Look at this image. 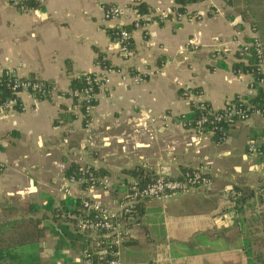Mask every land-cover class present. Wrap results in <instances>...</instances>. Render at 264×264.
I'll return each instance as SVG.
<instances>
[{"label": "crops", "instance_id": "1", "mask_svg": "<svg viewBox=\"0 0 264 264\" xmlns=\"http://www.w3.org/2000/svg\"><path fill=\"white\" fill-rule=\"evenodd\" d=\"M13 1L0 0V71L12 69L20 78L44 82L51 92L41 98L21 93L19 108L0 106V250L32 247L36 264H76L71 238L54 227L44 207L64 199L56 190L78 159L109 179L107 192L87 196L111 210L123 203V186L133 180L130 171L178 178L182 167L208 164V188L138 204L123 223L120 259L123 264H246L244 248L263 247L251 225L264 226V167L247 147L264 145V115L236 122L222 143L209 131L179 122L196 98L218 112L237 98L255 97L251 77L235 68L232 41L256 36L264 53V0H202L186 6L180 19L176 0H107L106 6L122 11L116 21L104 20L98 0H31L35 7ZM138 17L145 18L144 27L133 30ZM116 26L132 32L128 61L109 36ZM100 57L142 81L112 76L93 109L88 138L79 104L68 93L74 80L102 71ZM144 114L156 123L142 119ZM164 115L171 118L167 125L161 123ZM79 195L74 190V198ZM137 229L146 232L149 256L123 260L125 247L138 244Z\"/></svg>", "mask_w": 264, "mask_h": 264}, {"label": "built area", "instance_id": "2", "mask_svg": "<svg viewBox=\"0 0 264 264\" xmlns=\"http://www.w3.org/2000/svg\"><path fill=\"white\" fill-rule=\"evenodd\" d=\"M14 0V5L17 4ZM103 9V18L106 21H116L122 15V11L118 7L106 6L107 0H98ZM176 18H182V14L176 13ZM145 18L138 17L131 22L133 30L144 27ZM113 36L110 37L112 42L117 45L120 58L123 61H128L132 56V32L122 26L113 28ZM237 45L235 51V58L239 62H247V59L253 57L255 59V71L261 75L260 78H253L250 72L246 73L251 77L250 89L254 92L252 87L255 79L259 86H264V53L261 42L258 37L254 36L249 42L238 41L234 38L232 41ZM106 63V59H102ZM130 73V75H129ZM118 75L122 81L131 77L134 84L142 81V77L134 72H128L122 67H113L106 63L102 67V71L98 74H85L83 76L84 85L80 89L70 90L69 98L79 104L83 117V129L86 134H91V121L92 112L96 103L102 94H106L108 87L112 83V76ZM0 78L7 80V87L12 93L17 96L21 93L31 94L34 97H45L51 92V88L45 83L33 80L20 78L17 73L12 69L0 71ZM184 97H188L184 94ZM191 99V97H190ZM240 105L246 103L245 99L237 98ZM19 105L17 100L11 99L7 101L1 108L3 110L9 109L11 106ZM192 105L200 110L206 109L204 113L201 112L199 119L192 125L186 122L184 117L181 118L179 124L186 129L193 131H201L204 124L208 122L207 115L213 116L211 123L226 124L231 127L238 121L248 120L253 115H260L259 112L247 114V109L241 106L229 104L223 109V114L219 115L213 112L207 105L192 100ZM142 119L147 120L150 124H155L156 119L143 115ZM162 124L167 125L171 120L169 116H162ZM211 134H217L218 142L222 143L227 138L226 130L222 127H214V130H209ZM247 152L250 155H260L264 161V147L262 152L253 142H250L247 147ZM77 165L79 166L78 176H71L66 179V184L57 188V193L66 197L74 198V190H79L80 194L77 199L80 200L83 215H67V218L75 222L74 228L77 234H81L90 240L93 251L88 249L80 252L76 264H123L120 259V247L124 240L125 229L123 223L132 217L135 207L144 200L164 201L169 196L176 193H184L190 189L208 188L210 186L209 180V166L205 164L197 169L186 172L184 178H170L164 175L156 176L152 183L143 186L135 182H131L123 193V203L117 210H111L95 198L87 196L91 192H107L110 189V181L108 178L97 177L94 174V169L78 159ZM264 182V179H263Z\"/></svg>", "mask_w": 264, "mask_h": 264}, {"label": "trees", "instance_id": "3", "mask_svg": "<svg viewBox=\"0 0 264 264\" xmlns=\"http://www.w3.org/2000/svg\"><path fill=\"white\" fill-rule=\"evenodd\" d=\"M24 2H29L32 3L33 6H37V4H35V2L31 1V0H23ZM22 1V2H23ZM202 0H176V4L179 6L177 9H175L176 13H183L184 9L186 6L190 5V4H195L198 3ZM143 6V5H140ZM114 33L113 28L109 31V36L112 37ZM99 61L101 62V66H105L106 63L101 61V57L99 58ZM239 62V61H238ZM256 63H255V59L253 57H250L247 59V62H239L236 65V70L237 72H241L243 74H246L248 72L251 73V75L253 76V78H260L261 75L258 74L255 71L256 68ZM44 83V82H43ZM46 84V83H45ZM47 85V84H46ZM84 85V80H83V76L77 80H74L72 82V86H71V90L74 89H80L82 88ZM255 91H256V95L255 97L252 98H247L246 99V103L244 105H240L237 101H234L233 103H231V105H235V106H241V108L243 109H247V114H251L253 112H259L260 115H264V86H259L257 84V81L255 79V82L253 83L252 86ZM11 99H15L18 102V98L17 96H15L12 91L9 90V88L7 87V80L5 78H0V106H3L7 101L11 100ZM19 104V102H18ZM16 108H19V106L17 105ZM209 108V107H208ZM207 109V107H206ZM206 109L204 110H200L198 108L193 107L191 109V112L188 116L184 117V120L186 122H190V124L192 125L194 122H196L200 115L201 112L204 113L206 111ZM217 114L221 115L223 114V110L218 111ZM208 118V122L206 124H204L203 130L205 131H209V130H214V127H222L224 130H227L229 128V126H226V124H217V123H211V121L213 120V116L211 115H207ZM214 139L216 141H218L217 139V134L213 133ZM263 146H261L259 148L260 152H262L263 150ZM261 159V162L263 164L264 167V161L262 159V157L260 155H258ZM181 175L180 177H178L179 180H182L184 178V174L186 172H191V170L189 168H181ZM78 172H79V166L77 164L72 165L67 171H66V177L69 178L71 176H78ZM130 177H132V181L137 183L140 186H143L145 184H149L152 183L156 176L152 173H143L142 171L139 170H133L128 172ZM94 174L97 177H100L94 170ZM263 179H264V173H263ZM262 179V181H263ZM264 183V182H263ZM129 184H126L125 186H123V188H127L129 187ZM138 206V205H137ZM137 206L134 209V213L132 214V217L135 215V212L137 210ZM44 211L50 213L52 217H50L52 220H54L56 222V225L54 226L56 229H58L61 234L63 233L65 235V237L67 238H71V244L73 247V250L76 254L80 255V252H82V250L84 249H88L90 251H93V248L91 247V242L88 238H86L85 236L81 235V234H77L75 232V222L73 220H70L69 218H67V215L71 214V215H83L82 212V207L80 204V200L77 198H73V197H66L63 200H61L58 204V206H56L54 204V201H49L46 206L44 207ZM131 217V218H132ZM264 224V222H263ZM259 229H263L260 233L258 232ZM254 233H252L253 235H255V240H259L262 241L263 243V247L262 248H244V254L246 256V264H262V257H264V226L262 227H256L255 228ZM36 255L37 252L35 251V249H33L32 247H22L17 249H5V250H0V259L3 258L2 262H8V260L10 261H14L16 264H36ZM7 259V260H6ZM9 264V263H8ZM264 264V263H263Z\"/></svg>", "mask_w": 264, "mask_h": 264}, {"label": "rangeland", "instance_id": "4", "mask_svg": "<svg viewBox=\"0 0 264 264\" xmlns=\"http://www.w3.org/2000/svg\"><path fill=\"white\" fill-rule=\"evenodd\" d=\"M91 124H92V121H91ZM257 220H259V219L254 217V222H256ZM258 225H262V224H252L251 227H253L255 229ZM136 237L138 238V244L135 245L134 249L132 247H127V246L125 247L126 250L123 252L124 258L122 255L123 260H126L125 258H127V257H131L132 261H138L139 262L140 260L144 259V257L149 256L148 252H149V248H150L151 244L148 245L149 239L146 237V232H143L141 229H137ZM251 237H253V235H251ZM123 248H124V246H123ZM133 255H135V256H133ZM261 262H262V264L264 263V257H262Z\"/></svg>", "mask_w": 264, "mask_h": 264}]
</instances>
